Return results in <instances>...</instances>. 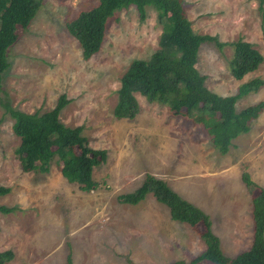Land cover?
<instances>
[{"label": "rangeland", "instance_id": "374dc122", "mask_svg": "<svg viewBox=\"0 0 264 264\" xmlns=\"http://www.w3.org/2000/svg\"><path fill=\"white\" fill-rule=\"evenodd\" d=\"M94 0H41V6L17 43L8 51L9 68L0 89V252L11 250L6 264H188L205 245L201 228L172 221L168 209L147 195L138 205L117 197L131 193L146 175L163 180L211 221L224 256L232 258L251 245V199L264 189V111L247 134L232 141L220 156L204 130L165 107L136 94L133 120L113 116L120 78L133 60H147L157 49L161 26L146 8L140 21L134 6L116 14L106 27L99 52L83 60L65 25ZM197 35L220 43L247 42L263 58L255 72L233 79L228 61L232 47L201 45L196 69L208 90L220 97L237 93L243 83H264V4L259 0H183ZM69 104L59 120L80 127L89 147L107 152L92 173L96 190L84 193L60 174L56 158L46 174L24 173L15 150L6 106L27 114L51 110L59 96ZM264 103V84L236 102L240 111ZM247 173L258 188L241 181ZM199 264H210L201 262Z\"/></svg>", "mask_w": 264, "mask_h": 264}, {"label": "trees", "instance_id": "16d2710c", "mask_svg": "<svg viewBox=\"0 0 264 264\" xmlns=\"http://www.w3.org/2000/svg\"><path fill=\"white\" fill-rule=\"evenodd\" d=\"M94 1V7L80 12L65 25L85 61L99 52L108 22L129 6L135 7L140 21L146 17V8H152L161 26L158 49L147 60H133L120 78L113 108L115 119L135 118L139 111L135 95L139 94L148 103L165 107L172 116L183 117L200 126L220 156L227 154L233 140L249 132L252 122L263 113L264 103L240 111L235 105L242 97L258 92L263 81L254 79L243 83L236 94L220 97L206 88L205 77L199 74L196 64L201 45L213 44L218 50L228 45L233 50L228 61L229 72L233 79L241 81L263 62L251 44L242 40L225 44L215 37L195 34L183 0ZM259 3L263 5L264 0ZM40 6L41 0H0V89L2 76L10 66L8 51L17 43L19 31L27 29ZM68 104L66 96L61 95L55 106L42 114H27L6 106L12 120V133L20 141L15 154L24 173L46 174L56 158L61 176L68 183L78 185L80 191L89 193L98 187L92 173L106 163L107 152L90 148L80 127L69 128L60 122V112ZM241 181L250 192L258 188L247 173L242 174ZM8 192L9 189L0 186V197ZM147 195H152L168 209L172 221L201 228L200 239L205 249L188 264H264V189L259 188V193L251 199V245L232 258L223 255L208 216L173 192L163 180L146 175L137 189L118 196L117 202L135 206ZM10 212L11 208L0 206L1 214ZM13 258L11 250L0 252V264L9 263ZM66 263L71 264L69 257Z\"/></svg>", "mask_w": 264, "mask_h": 264}]
</instances>
